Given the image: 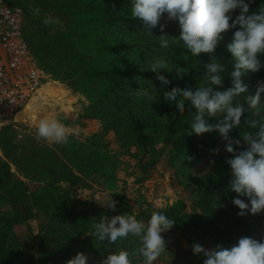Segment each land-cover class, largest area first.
<instances>
[{"label":"rangeland","instance_id":"1","mask_svg":"<svg viewBox=\"0 0 264 264\" xmlns=\"http://www.w3.org/2000/svg\"><path fill=\"white\" fill-rule=\"evenodd\" d=\"M7 1L27 12L24 28L44 86L20 111L16 117L18 125L0 131V217H13L15 223L8 240L7 256L17 264H29L27 256L34 264H43L36 249L42 236L43 241L49 238L52 246L49 251L54 250L56 242L65 245L68 259L83 252L88 256V264H101L106 241L96 239L92 224L80 218L86 213L113 212L106 205L111 199L116 202L118 199L123 208L121 214L140 215L149 220L154 212L174 209L185 217L186 229L173 226L162 233L167 251L154 264H172L175 254L176 264H203L205 257L193 254L192 246L199 243L205 249L214 247L199 233L205 219L202 210L193 204L185 181L194 177L217 183L231 175L226 160L232 158V154L225 150L226 142L216 132L217 142L202 161L192 168L183 163L179 172L165 157L154 167L139 164L132 156L136 149L126 147L115 130H107L100 117L89 114L90 102L76 86L80 80L89 85L102 80L99 70L104 57L100 23L95 20L97 16L87 14L84 7L87 1ZM259 4L264 7L263 2ZM45 19L52 22L46 26ZM222 36L231 38V30ZM187 54L180 41L170 56L150 59L148 53H142L141 58L147 69L161 58L177 69L186 66ZM259 59L264 63L263 55ZM161 74L169 78L176 72L161 70ZM244 74L248 95L254 97L257 82L264 81V67L257 73ZM153 81H157L156 74L147 80L145 89L149 92H153ZM144 98L140 97L139 101ZM253 108L264 120V95ZM46 116H54L72 129L67 145L36 138V125ZM217 118H222V114ZM234 135L233 129L230 137L234 139ZM111 161H115L116 166L110 171L104 172L105 167H99ZM60 197L80 206L74 218L77 224L65 222L66 210L59 205ZM170 200L172 206H169Z\"/></svg>","mask_w":264,"mask_h":264},{"label":"trees","instance_id":"2","mask_svg":"<svg viewBox=\"0 0 264 264\" xmlns=\"http://www.w3.org/2000/svg\"><path fill=\"white\" fill-rule=\"evenodd\" d=\"M85 1H87L84 6L87 14L97 16L95 20L100 23L99 30L104 57L99 70L100 77H102L101 82L93 81L89 85L80 80L76 84L79 89L83 90L90 102L89 114L92 117H100L107 130H115L126 147H134L136 152L132 156L139 160V164L144 163V165L154 167L160 162L161 157H165L169 165L176 169V172L181 170L180 165L183 163L187 168L197 165L217 142L218 134L216 132L205 133L200 136L194 133L189 134L191 132L189 121H191L196 109L186 101L185 111L181 114L175 107V102L164 101L163 93L165 90L170 91L173 87H188L195 90L199 85L207 86V81L203 79L206 72L204 64L210 62V57L207 54H201L197 57L187 52L188 58L184 67L186 74L183 78L178 79L176 75L169 77L171 83L165 86V89H160V82L156 79L157 81H153L151 85L152 87L155 86L157 90L150 92L155 95L156 100H149L145 97L139 101L141 96L136 95L135 91L145 89L147 80H151L152 76L155 75L154 72L147 69L141 55L148 53L150 59L172 55L175 49L179 47L180 42L178 20H168L167 14H164L160 20V24L165 25L164 31L161 32L158 25L152 29L153 35H149L142 22L132 18L130 14L131 0ZM245 2L249 3V10L252 13L263 7L259 3H264V0H245ZM231 15L234 20L239 15V9ZM25 17L27 19L26 11ZM234 31L235 29L231 30V38L223 37L220 40L214 54L217 62L225 68V71L221 73L224 83L217 88L220 91L231 87L230 72L235 61L227 51V45L232 41ZM161 35H167L168 48L161 47L159 40ZM28 40L30 42L29 38ZM242 81L246 84L245 74L242 75ZM247 97H249L248 92L234 101V104H242L245 109L241 124L238 128H234V140L239 139L241 141L240 145H234L237 152L247 148L242 138L243 133L257 131V129L249 128L246 121L255 119L258 123L264 124L261 116L256 113L253 107H250ZM218 119L220 118L216 116L210 122L215 123ZM115 166V161H111L99 167H105L103 171L106 172ZM115 171L116 169L111 172L112 176ZM231 179L232 176L229 175L217 183L200 181L194 177L185 181V187L190 190L193 204L202 210L205 219L199 233L203 238L210 240L212 247L222 245L230 248L241 237L245 236L258 241L264 240V211L256 215L248 213L245 216H239L240 209L232 203L233 199L237 198V194L229 189ZM239 198L250 203L246 197ZM59 199V205L66 210L65 222L68 225L72 222V224H77L74 218L76 217V209H80V206L68 198L60 197ZM120 204L117 199L115 211L103 212L100 215L86 213L80 218V221H86L93 226L102 216L111 218L114 215H120V209H123ZM217 204L218 206L215 207ZM157 212L174 219L176 221L174 226L184 227V229L188 226L185 217L177 214L174 209ZM141 214L143 215L144 212ZM136 218L145 222L148 221L140 215ZM14 224L13 217H0V264H17L7 256L8 240ZM40 239L36 249L43 264H66L69 260L67 258L69 254L65 251V245L61 246L54 242V250L49 251L52 247L48 243L49 238L47 237L43 241L44 237L41 236ZM106 245L101 261L115 251L122 249L133 251L140 246L138 238L133 236L118 239L115 244H110L106 240ZM62 253L63 255H61ZM27 260L29 264H34V262L29 261V256H27ZM176 261L175 254L172 264H176ZM134 264H142V258L135 260Z\"/></svg>","mask_w":264,"mask_h":264},{"label":"clouds","instance_id":"3","mask_svg":"<svg viewBox=\"0 0 264 264\" xmlns=\"http://www.w3.org/2000/svg\"><path fill=\"white\" fill-rule=\"evenodd\" d=\"M249 7L245 0H131L130 13L133 19L142 22L149 35H153L152 29L158 25L160 31H164L165 25L160 24L164 14H167L168 20H178L179 40L183 48L193 56L207 54L210 57V62L204 64L206 72L203 79L207 81V86L199 85L195 90L173 87L170 91H164L163 98L165 102H175V107L181 114L185 111L186 101L196 109L189 121V134L200 136L218 132L226 142L225 150L232 154V158L226 160L232 176L229 189L237 194L232 203L240 209L239 216L248 213L256 215L264 211V124L255 119L246 121L249 128L257 129L255 132L243 133L246 150L237 152L234 145H240L241 141L230 137L231 131L241 124L245 113L242 104H234L238 97L247 92L242 75L249 71L257 73L264 67V63L259 59L264 55V7L252 13ZM237 9L239 15L233 20L231 13ZM51 22L50 19L44 20L46 26ZM232 29H235L233 38L227 45V51L235 61L230 72L231 87L220 91L217 88L224 83L221 73L225 68L217 62L214 54L223 38L222 34ZM166 37L167 35L159 36L163 48L169 47ZM149 70L156 74L160 89H165V86L171 83L161 74V70L169 73L175 71L178 79H182L186 74L184 68L173 69L163 58L155 60ZM257 83L256 95L247 97L250 107H256L264 95V81ZM155 90L157 88L153 86V92ZM135 93L149 100H156L155 95L146 89H138ZM218 114H222V118L215 123L210 122ZM71 135L72 129L54 116L43 117L36 125L38 140L67 145ZM239 197H246L250 203ZM116 203L111 199L106 206L115 211ZM172 204L173 201L170 200L169 206ZM217 206L218 204L215 207ZM175 222L161 212H154L147 222L126 213L111 218L102 216L93 225V236L96 239L115 244L118 239L133 236L138 238L140 246L133 251H115L103 259L101 264H134V261L140 258L142 264H154L167 251L162 233L170 231ZM192 251L196 255L203 254V264H264V240L258 241L247 236L241 237L230 248L216 245L212 249H205L195 243ZM66 264H88V256L78 252Z\"/></svg>","mask_w":264,"mask_h":264},{"label":"built area","instance_id":"4","mask_svg":"<svg viewBox=\"0 0 264 264\" xmlns=\"http://www.w3.org/2000/svg\"><path fill=\"white\" fill-rule=\"evenodd\" d=\"M25 20L22 7L0 0V131L18 125L17 114L42 87Z\"/></svg>","mask_w":264,"mask_h":264},{"label":"bare ground","instance_id":"5","mask_svg":"<svg viewBox=\"0 0 264 264\" xmlns=\"http://www.w3.org/2000/svg\"><path fill=\"white\" fill-rule=\"evenodd\" d=\"M43 87H44V86H43ZM43 87L40 88V89L34 94V96H33L32 99L29 101V103H30L35 97H37V95H38L39 92L43 89ZM29 103L27 104V106L29 105ZM27 106H26V107H27ZM26 107H25V108H26ZM23 109H24V108H23ZM23 109H22V110H23ZM22 110H20V111H22ZM20 111H19V113H20ZM19 113L17 114V116L19 115ZM17 116H16V117H17Z\"/></svg>","mask_w":264,"mask_h":264}]
</instances>
